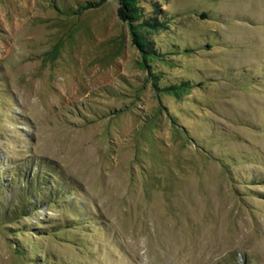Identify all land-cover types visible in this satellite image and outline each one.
<instances>
[{
    "label": "rangeland",
    "instance_id": "1",
    "mask_svg": "<svg viewBox=\"0 0 264 264\" xmlns=\"http://www.w3.org/2000/svg\"><path fill=\"white\" fill-rule=\"evenodd\" d=\"M136 1L0 0V264H264V0Z\"/></svg>",
    "mask_w": 264,
    "mask_h": 264
},
{
    "label": "trees",
    "instance_id": "2",
    "mask_svg": "<svg viewBox=\"0 0 264 264\" xmlns=\"http://www.w3.org/2000/svg\"><path fill=\"white\" fill-rule=\"evenodd\" d=\"M117 17L120 21L127 24L129 29H131V34L134 35L135 32L133 31V27L136 25V23L138 24L141 20V8L138 6V2L136 0H118ZM138 26L150 30H156L161 28V24L156 19L152 21L143 20L140 24H138ZM141 41H143L142 45L143 43H146L145 47L149 48V45L146 41ZM142 45L140 46L143 48ZM148 52H150L151 56L152 54H154L151 49L148 50Z\"/></svg>",
    "mask_w": 264,
    "mask_h": 264
}]
</instances>
